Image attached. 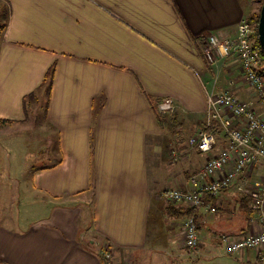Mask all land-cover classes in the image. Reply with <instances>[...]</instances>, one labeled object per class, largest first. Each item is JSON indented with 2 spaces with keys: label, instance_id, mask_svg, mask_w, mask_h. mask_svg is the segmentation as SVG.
<instances>
[{
  "label": "crops",
  "instance_id": "0c3cea01",
  "mask_svg": "<svg viewBox=\"0 0 264 264\" xmlns=\"http://www.w3.org/2000/svg\"><path fill=\"white\" fill-rule=\"evenodd\" d=\"M6 1L0 120L24 121V97L40 88L55 64L45 118L59 158L50 165L27 163L20 171L9 166V174L0 163V264H105L103 249L112 252L113 264H169L175 258L181 263L174 264H191L204 255L219 262L222 234L261 228L251 222L245 197L264 177V164L244 170L210 199L216 213L193 207L201 244L190 254L182 252L178 236L189 206L164 195L190 187L191 175L228 146L220 127L212 151L190 145L210 125L204 85L217 78L218 87L259 107L236 55L216 66L205 56L210 33L236 37L250 13L242 0ZM166 97L175 108L165 112L169 125L162 127L158 105ZM173 117L181 122L180 136ZM152 224L158 234L150 243ZM228 254L233 261L264 264L252 249Z\"/></svg>",
  "mask_w": 264,
  "mask_h": 264
},
{
  "label": "built area",
  "instance_id": "2783aa9c",
  "mask_svg": "<svg viewBox=\"0 0 264 264\" xmlns=\"http://www.w3.org/2000/svg\"><path fill=\"white\" fill-rule=\"evenodd\" d=\"M256 26L247 18L238 27L235 38L225 39L215 33L206 36L205 56L210 64L216 66L220 60L236 55L241 62V71L246 81L255 89L259 107L239 98L231 88L214 85L205 86L207 94V114L211 124L216 121L228 136V146L219 154L210 157L190 177V187L169 189L165 197L175 203L189 207H203L207 213H216L218 206L210 198L216 197L228 189L246 169L253 170L264 164V59L259 49L254 47ZM234 81H230L233 85ZM161 112L175 108L171 98H164L158 105ZM217 135L205 130L190 138V145L199 152H210L217 144ZM179 154H175L178 158ZM253 215L251 222L260 225V229L251 234L237 236L222 234V242L230 254L242 250H255L264 262V180L250 192ZM209 198V199H208ZM185 244L196 250L201 244L199 224L194 215L182 217ZM182 221V222H181ZM101 256L105 264H113L112 252L103 249Z\"/></svg>",
  "mask_w": 264,
  "mask_h": 264
},
{
  "label": "rangeland",
  "instance_id": "374dc122",
  "mask_svg": "<svg viewBox=\"0 0 264 264\" xmlns=\"http://www.w3.org/2000/svg\"><path fill=\"white\" fill-rule=\"evenodd\" d=\"M242 1L250 12H259L264 3V0ZM4 3L5 2L3 0H0V6ZM37 95L40 98V102H34L28 106L24 121L20 123H0V163L3 164L5 171L8 174L12 171L11 169L9 170V166L15 169L18 168L17 171H20L21 167L25 166L27 163L35 165H50L59 158L57 144L55 143V134L46 121L44 114L45 96L43 89L37 90ZM187 136L188 135L185 134L183 141H187ZM263 180L264 177L258 178V181ZM22 199L23 198H21L20 201ZM185 206L188 207V205ZM27 207L28 205L26 202L22 201L20 206L22 216L26 215V212L28 211ZM183 208L185 209V207ZM182 219L183 218L180 220ZM180 226L178 236L180 237L182 243L181 246H183L182 248L184 249L182 252H188V254H190V250L192 251L193 249L188 248L185 244V235L182 224H180ZM157 230L158 226L156 224H152L150 229V243L155 241V236L158 234ZM162 252L166 256H170L166 250H163ZM168 252L170 253V251ZM219 252L221 253V255H219L221 256L219 262L215 261L208 255H204L201 262H196V264H248L233 261L234 257L225 251V244L222 245ZM182 258L183 262L188 261V257L185 256ZM175 261L181 263L175 258L173 262H169V264H174Z\"/></svg>",
  "mask_w": 264,
  "mask_h": 264
},
{
  "label": "trees",
  "instance_id": "16d2710c",
  "mask_svg": "<svg viewBox=\"0 0 264 264\" xmlns=\"http://www.w3.org/2000/svg\"><path fill=\"white\" fill-rule=\"evenodd\" d=\"M3 1L5 3L1 4V6H0V43H1L2 38L4 37V33L6 31V28H7L8 22H9V14H10V9L8 7L7 1L6 0H3ZM260 14H261V8H260L259 12H250V13H248L246 18L251 23L255 24V26H256V33L254 35V37H255L254 47L261 51L263 59H264V51H263V48H262V45H261V41H260V38H259V30H258ZM55 69H56V65L53 64L48 69V71L46 72L44 80H43V82H42V84H41V86L39 88V89H43V91H44V96H45L44 114L45 115H46L47 108H48L50 100H51L52 87H53L54 78H55ZM261 71L264 72V68ZM34 102H37V103L40 102V98L37 95V90H36V92H31V93H29L28 95H26L24 97V107H25L26 112H27L28 106L31 105ZM158 120H159L160 124L162 125V127H165L166 125H169V121H168L167 115L165 113H163V112H161L158 115ZM0 123H3V124H5V123H13V121L12 120H0ZM180 123L181 122L178 120L177 117H175V118L173 117L172 122H170V124L172 125V128H173V131H174L176 136H180V133H181V130H179V129L177 130V127L180 126ZM219 129H220L219 125L217 123H215V122H212L210 125H206L205 128H204L205 131L213 132L215 134L217 133V131H219ZM245 200H246L245 202H246V205H247L245 207V210H248L249 212H253L252 207L249 208L251 198L246 196ZM193 209H194L193 207H189L183 213L186 214V215H193ZM191 264H196V263L193 262Z\"/></svg>",
  "mask_w": 264,
  "mask_h": 264
},
{
  "label": "water",
  "instance_id": "95a60500",
  "mask_svg": "<svg viewBox=\"0 0 264 264\" xmlns=\"http://www.w3.org/2000/svg\"><path fill=\"white\" fill-rule=\"evenodd\" d=\"M258 30H259V38H260L261 45L264 51V3L261 8Z\"/></svg>",
  "mask_w": 264,
  "mask_h": 264
}]
</instances>
